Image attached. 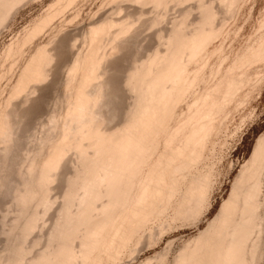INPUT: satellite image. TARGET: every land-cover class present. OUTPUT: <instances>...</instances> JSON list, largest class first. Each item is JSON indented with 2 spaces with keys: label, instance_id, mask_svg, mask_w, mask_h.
I'll list each match as a JSON object with an SVG mask.
<instances>
[{
  "label": "rangeland",
  "instance_id": "1",
  "mask_svg": "<svg viewBox=\"0 0 264 264\" xmlns=\"http://www.w3.org/2000/svg\"><path fill=\"white\" fill-rule=\"evenodd\" d=\"M56 1L57 0L22 1L23 5L20 4L22 2L18 4L19 6L17 5L20 9L16 6V8L13 9L16 14L14 15V11H11V16L8 15L6 19L7 21L5 20L3 23L4 25H0V113L1 115H4L2 113L6 114V112H11L12 114L13 111L18 110L17 114L19 115H17V118L19 117L18 119L14 118L16 123H19L16 126L14 125V131L16 130L18 132L17 134L16 131L14 132L17 138L15 137V134L13 136L11 135V137L9 135H4V133L2 135L5 136V138L9 136L12 140H9L8 144L3 142V140L0 142V183L3 184L5 179L4 177L7 179V182L5 181V184H1L0 186V257H2L6 252V255H4L3 258L6 256L7 259L10 258L9 256H11L12 259V255L14 251H16V245L18 244L17 249L19 250V246L24 242L22 231L20 232L19 238H17L19 234L15 235V237L19 239V241H16L17 244L14 242L15 237L12 235L13 233L9 235L10 233L8 232L9 226L10 228L13 226L10 224L12 223V219L14 220V217L17 219L18 215V209H16V207L18 208V205L15 204L16 201L13 196H15L14 191L16 192L17 190L15 189L17 188V183L21 186V181H23L22 179L25 176H23V173L19 172L20 169L22 170L20 167L24 168L23 165H26V168H28L27 166L31 162V159H33L32 154L34 153L35 155L36 152L34 151H37L39 148H37V146L44 144V135L47 137V132H49L48 136H53V133H55L58 129H53V132L52 130H49V125L51 128L49 121H51L54 111L58 117L59 114L62 113L61 117H59L61 119H59V121H62V116H64L63 112H66L64 109H66V105L69 104L68 98H65V96L70 93H65L72 90L71 96L72 92L75 94L73 89L75 90V85L77 84H72L74 88H71V85L68 86L69 91H66L67 89L64 90V87L67 88L65 79L67 78V72L65 71H67V69L69 70L68 67L72 64L75 52L77 53L78 49V51H80L82 47H85L84 49L88 47L87 44H89L90 40L88 41L86 39L89 38H87L89 35L87 34L86 37L85 35L92 26V22H97V20L100 22L105 19L103 17L110 16L108 18H116L117 21L118 19L119 21L122 19L129 24H133L132 28L135 27L134 31L139 29L137 32H132V34H130H135L132 37L130 35L126 37L128 42L129 39H131L126 48L124 47L125 50L123 49L124 51H120V53H122V55L120 54L121 56L118 58L117 55L119 54L113 56L114 58L110 56L113 59L111 60V58H108L111 60L110 63L107 59V64L109 63L110 66L109 64L108 66L111 68L108 73V79L110 80L109 92L112 96L118 92V94H115L117 95L116 97L118 98V101L117 98H113V101L110 103L111 105H109V107L111 106L110 109L106 108V111H113L110 112L109 115L111 118L115 114L119 115V119H114V121H116L114 125L120 123L119 126L117 125V127H120L123 124L122 120L124 121L125 118L124 113H127L128 111H126V108L127 106H130L131 103H129V105L127 104L132 101V99H129L128 97H132L131 91L129 89L123 90L125 88L123 86L125 84L123 80L126 79L125 76L131 69L130 67L132 63L137 60L138 62H141V60L146 59V56H148L151 51L153 52L156 47L158 48L160 42L156 37V32H159L158 30H164L165 32L163 31V34L167 35L170 25L172 26V22H178L179 19L183 17L182 10H190L188 18L191 21L197 20L200 17L198 11L200 10L198 7V0V4L196 0H182L183 2L177 1V3L173 0L174 2L171 1L169 8H167L168 10L163 7H158L159 10L158 8L154 9V5H152V3H150L151 6H147L149 3L146 5L143 3L142 7H140L141 3L140 6L138 3V5L134 4V6H132L134 3L133 0H77L78 2L76 3L75 1L74 5L70 4L72 5L71 7L67 6L66 12L64 11L65 9L63 10L64 13L60 12V15L58 14L55 20L53 19L51 22L52 24H48L47 28L45 27V30L43 29V31L39 32L40 35H35L36 38H34V36V39H31V41H24V36L30 32L29 29L31 30L33 28V23H35L39 17L41 18L48 11H51L53 9L52 6L55 5ZM218 2L219 0L213 1L216 9L220 11L218 14V23L224 21V24L220 25V28L214 32L208 47L203 50L197 59L189 65L183 78L181 79V82L177 85L176 89H174L170 105L155 128L156 133L159 134V139L156 140V134H154L147 143L149 157L144 164V170L137 180L134 191L132 192L130 198L123 203H120L117 194L114 196L112 202L110 203V216L106 217V219L98 225L100 226V232L97 237L92 239V248L87 251L81 259H78L76 264H80L82 259L87 258H89V260H87L85 264H162V262H160L162 255H167L168 260L166 259L167 261L164 260V262L169 263L170 261V264H175L177 260L176 256H178V253H180L181 250L185 249L187 245L186 242L196 237L200 231L208 226L216 214H218L224 200L228 199L234 181L240 175L244 163L252 157L259 139L264 135V0H243L237 2L238 5L234 4L235 7L230 6V8L228 6L230 9L226 8L227 10H225V5L221 6ZM221 7H224V10ZM144 8H146V10ZM16 9L19 10L16 12ZM140 9H144L143 11L146 13L142 12L145 13L142 15ZM161 13L163 17L158 19L159 16L161 17ZM157 14L158 17L156 16ZM156 17L158 23L153 21ZM35 18L38 19L35 20ZM122 20L121 22H123ZM119 21L117 24L118 26H121V22ZM114 26L115 25H113V29L111 28L110 30L112 33ZM27 27L29 28L26 29ZM116 28L119 27L116 26ZM116 30H114V32ZM109 35H107V37ZM54 36L55 38H53ZM110 37L111 36H109V38ZM54 39H56V41L52 42ZM61 39L63 41H61ZM12 41L17 42L18 45L13 42L14 45H16L14 46ZM86 41L87 43H84ZM107 41L108 40H106V42ZM163 42L164 41L160 44L162 45ZM54 43L55 45H53ZM56 43L58 45L57 47ZM164 44L166 45L165 42ZM75 45L77 47H75ZM11 46L15 49V51L11 48ZM43 46H46L49 50L50 48L51 50L53 49V54L51 53L53 55L52 58L54 56L56 58L55 61L53 58L54 62L51 66L56 69L55 72L52 67L49 66L48 71L51 78L49 77V80H44L47 82L43 81L44 84L41 82V85L36 84V86L35 82H31L28 87L29 91L32 92L31 94L29 91L27 94L28 88L19 92L18 96L13 94L16 90L14 85L16 87L20 74L23 72L22 70L24 65L26 66L28 63L27 61L31 59L34 53H36L37 48ZM162 46L160 48H162ZM7 47L12 49L10 51L12 53L8 51L9 49H7ZM111 48H108V50ZM20 49H23L21 50L22 52H19ZM17 52L19 53L16 54ZM12 54L16 57L13 56V58H11ZM64 74L66 77L63 76ZM232 79H240L243 83L237 87L230 97H228V102L230 103L217 109L216 118L209 125L208 139L204 142L201 136H197L189 145L187 143L188 136L193 132V127L199 118L195 113L198 110H203L204 112L207 110L210 104V96L212 97L218 94L220 100L226 103L224 93L226 92V85ZM30 87L31 90L33 88L36 90L34 91L33 89L31 91ZM119 90L123 91L121 92ZM124 91L127 94H125ZM20 93L25 97H28L29 94L31 96L27 99L21 96ZM11 95L12 97L15 96V99L13 98L14 100L11 99ZM19 95L21 97H19ZM16 97L18 99H16ZM22 97L25 99L21 100L23 99ZM9 99H11V101ZM25 100L27 102H25ZM20 101H22V103ZM19 102L22 104H20L21 106L19 105ZM119 104L122 105L121 111H126L122 115H120L122 112L118 110L121 106L117 108L120 113L117 110H112L113 108L116 109ZM21 109L22 111H19ZM52 113L53 115L50 116ZM106 114L108 113L106 112ZM106 116L110 119L108 115ZM120 116L124 118L120 119ZM10 117L13 119L15 115L13 117L10 115ZM110 120L112 121V119ZM16 127L18 128L16 129ZM52 128H56V126H53ZM58 132L60 133V130L56 131V133ZM58 134H56V136ZM42 137L43 139H41ZM56 138H53V142H55ZM8 139H5V141ZM39 139H41L43 143H39L41 142ZM48 142L50 141H47V143ZM47 143H45V146H42V149L48 148L50 144L48 145ZM10 146L12 147L10 148ZM42 149L41 151H44ZM49 149L51 150V148ZM70 150L71 151H68L72 153L68 154V151L65 152L68 156L66 157L64 154L65 156L63 159L64 162H66V157L68 161L74 162L75 164H71L75 167L74 165H78L76 159L78 157L77 161L79 160V155L78 153L77 155L75 154L77 150L76 152L74 151L75 149L73 150L75 153H73L72 149ZM47 151L48 149H46L45 153L48 154ZM40 153L38 154L40 155ZM30 155H32V158ZM73 155H75L74 158L71 157ZM44 156L45 154L43 152L40 157ZM28 157H30V162L28 161ZM42 162L44 161L41 160V163ZM61 162L63 163V161ZM26 163H28V165ZM62 163L60 165H62ZM66 163L64 164L65 168L66 165L71 166L70 163ZM37 165H40V161L37 162ZM60 165L59 168L63 167L64 169V166ZM73 167H70L69 169L73 170ZM59 168L57 169L61 170ZM24 169L23 171L27 170ZM69 169L68 171L65 170V172L67 171V176L65 174L64 177L60 174L62 178L57 177V180L54 178V180H52V184L50 183L51 189L48 187L50 191L46 190V194H48L47 192L50 193L47 196H52H50L51 198L49 197L51 202H53V199L57 204L62 201L59 206L60 209L66 199L64 198L66 196L63 197L61 194H66L65 190L68 185L65 184H70L68 183L69 180H63L64 178L71 179V177H73L72 175L75 174L74 170L72 172L70 171L72 175L70 174L69 177ZM200 169H207L208 171L213 172L212 181L214 180V184L211 183L210 188L212 189L213 185V191L209 190L211 191V194L210 192L206 194L210 196V200L207 197L209 202L207 200V204H202L207 206H205L206 208H204L202 214L201 211L203 208L199 210L200 212H198V214L200 213L201 215L197 214L198 218L197 216H190L191 218H189L187 215L188 217L184 216L186 218L184 220L183 216V219L180 217V210H183L185 205V182L190 181L194 174H196ZM5 172L6 174H4ZM60 172L61 171L57 172L56 170V173L59 174ZM62 172L64 173V171ZM161 173H166V180H164L163 183H158ZM185 176L186 179L184 180ZM60 181H63V183H61L63 186L65 185L64 187L66 189H63L64 187L62 188V185H58V183L60 184ZM4 185L5 187H3ZM262 197L264 199V196ZM63 198L64 201L62 200ZM169 198H171V200ZM49 205H46L47 208ZM57 206L54 208L57 209ZM42 207H40L41 214L43 213L42 210L45 211L46 208ZM50 207L52 208V206ZM54 208L52 209L55 212L56 210ZM52 209L48 214L45 213L46 211L44 212V214H47L44 218L45 220L43 219L45 223L41 222L42 219H39V221L43 223V226L41 227L37 224V227L40 230L41 228L43 229L41 231L37 230L38 228L36 227V230L35 228L33 230L31 229L30 232L33 233H28L30 239H27L28 236L26 237L27 240L25 239V241L28 242H26V245L29 244L31 246L35 245L33 243L34 240L39 239V236L43 234L45 235L41 236L42 238L40 239H46V241L39 239L41 241L40 244L39 240H37L38 243H36V246H32V249L34 248L33 251L30 250L31 246L28 248V245V247H26L25 243L23 244L25 245L24 247L27 248V250L29 249L28 251L31 252V254H29L28 251L24 252L25 254L28 253L27 255L30 256H28L29 261H31L30 259L32 255H36L39 251L42 252L41 250L38 251L40 248L43 249L42 246L44 244L42 243H48V238L46 236L48 234L50 235V231L47 235L46 233L48 230H51V228L55 225L54 223H56L51 222L56 221L55 218H58L56 212L52 216L54 213ZM164 210H166V212H164ZM57 211L59 212L60 210ZM52 217L55 218L53 219ZM173 218H175V220ZM172 220H174V222ZM50 224L53 226L51 227ZM165 224L166 228L164 227ZM162 225L165 228L163 230L161 228ZM95 227H97V225H95ZM17 232L19 233V229ZM17 232L15 231V233ZM6 233L13 237L14 241L11 240L13 241L12 244L10 243V240L8 241L10 237H8ZM143 236L145 237L144 239ZM43 237H45V239ZM20 241L21 243H19ZM13 243H15V245H13ZM45 245L47 246V244ZM7 247H9V249L12 248L13 250L12 254L10 253L11 250L9 251V256H7V250H9ZM17 254L18 253H16L13 257L19 256ZM22 254L23 253H21V255ZM27 255H25L24 258L27 257ZM37 257L38 256H36V258ZM20 258H23V256L19 257L21 262ZM13 259H17V257ZM25 260L26 258L22 261ZM29 261L27 260L26 263ZM30 263L32 262H29L28 264ZM259 264H264V256Z\"/></svg>",
  "mask_w": 264,
  "mask_h": 264
},
{
  "label": "bare ground",
  "instance_id": "2",
  "mask_svg": "<svg viewBox=\"0 0 264 264\" xmlns=\"http://www.w3.org/2000/svg\"><path fill=\"white\" fill-rule=\"evenodd\" d=\"M22 1L27 2L31 0H27V1L0 0L1 26L4 23V21L7 19L8 15L11 16L10 14L11 11H14L13 9L18 7L19 6L18 4ZM75 1L76 3L78 2L77 0H57L55 5L51 3L53 5L52 6L53 9L51 11H48L47 13L45 12L46 13L45 15L43 16L41 15L42 16L41 18L40 17L39 19L35 18V20L36 19L38 20L35 23L32 22L34 26H32L33 28L31 30L29 29L30 31L28 32L29 34L27 33V35L24 36L25 37L24 41L27 40L31 41V39L36 38L35 35L38 34L40 35L39 32L43 31V29L45 30V27L47 28L48 24L49 25L52 24L51 22L53 21V19L55 20L57 18V15L58 14L60 15V12H63L64 9H65L64 11L66 12L67 6L71 7L72 5L70 4L74 5ZM115 1H121V0H115ZM171 1L174 2L173 0H133L134 3L132 1L131 2L133 3L132 6H134V4L136 5L139 4L140 6V3H141L140 7L143 6L142 5L143 3H145V5L149 3L147 4V6H151L150 3H152V5H154L153 6L154 9H157L158 7L159 8L163 7L167 9L169 8V4H171ZM175 1L177 3V1H182V0H175ZM198 1H199V6L198 5L197 6L200 8V10H198L200 14L199 19L191 21L188 18V15L190 14V10L187 9L182 10L183 17L180 18L179 21L177 20L178 22H174V23L172 22V26L170 25V29H168L167 35L163 34L164 31L163 29H162L163 31L158 30L159 32H156L157 35L155 34L156 37L159 39L158 41L160 43L164 41L167 46L164 44V42L162 43V45L164 44L165 47L164 45L162 46L159 43L158 48L156 47V49L153 50V52L151 51V53H149L148 56H146V59L141 60V62H138V60L137 61L134 60L135 62L133 61L134 62L132 63L133 66L131 65L130 67L131 69L127 72V75L125 76L126 79L123 80L125 83V84L123 83L124 84L123 86L125 87L123 90L129 89L132 93V97L128 96L129 99H132V101L128 102L127 104L129 105V103H131L130 106H127L126 108V111L127 110L128 111L127 113H124L126 111L124 112L123 110L121 111L122 105L120 104L117 107L115 106L116 109L115 108L112 109L115 111L119 106H121V108L118 110H120L122 113H120V111L118 110L117 111L120 113V115L124 113L125 118L120 116L121 117L120 119L124 118V121L122 120L123 124L120 127H117V125L119 126L120 123L114 125V123H116L114 119H119V115L116 114L114 115L112 113L114 116H112L111 114L112 116L111 118L109 115L110 112L113 111L111 110L106 111V108L110 109L111 106L109 107V105H111L110 103L113 101V98L114 99L117 98L116 97L117 95L115 94H118L117 92L114 94V96H112V94L109 92L110 80L108 79V73L109 70L111 69L109 68L110 66L109 63L111 62V60H113L110 56L113 57L117 54H119L117 55V58L121 56L122 53H120V51L122 52L125 50L127 44L130 42L131 39L130 36L132 37L133 35H135L134 33L137 32V30L139 29H136L134 31L135 27L132 28L133 24H129L128 22L122 19H120V21L118 19L119 22H121V20L123 21L120 23L121 26H118L117 19L116 18L114 19L112 17H111L112 19L108 18L110 16L103 17L105 19L101 20L100 22L98 20L97 22L96 21L94 23L92 22V26L88 30V33H86V35L84 34L85 37L87 36V34L89 35L87 36V38L88 37L89 38L86 39L88 41L90 40L89 44H87L88 47L86 49H84L85 47L84 48L82 47L83 49L81 48L80 51H78L79 50L78 49L77 53L75 52V57L72 59L73 60L72 64L70 65V67H68L69 70L67 69V71H65L67 72V78H65L67 88L64 87V90L67 89L66 91H69L68 86L71 85L70 87L74 88L72 84L77 83L76 85L74 84L75 90L73 89L75 94H73L72 92V96H71L72 90H70L68 93L64 92L65 94L70 93L69 94L70 96L69 95L65 96V98H68L69 104L66 105L67 110L64 109V111L66 112L65 113L63 112L64 116H62V121H59L60 119L59 117H61L62 113L59 114V117L55 114V111L53 112L54 115L53 113L50 115L53 116L51 118V121H49L51 124V128L49 125V130L50 131L52 130L53 132V129L56 130L58 128L56 131L60 130V133L58 132L59 133L58 134L55 131V133H53V136L50 135L51 136L50 137L48 136L49 132H47V137L44 135V140H43L44 144L37 146V148L38 147L39 148L38 150L36 149L37 151H34L36 152L35 155L34 153L32 154L33 159H31V162L29 161L30 157H28V161L30 162V163L28 162L29 165L28 163H26L28 165L27 166L28 168H26V165L22 164L24 168H26L27 170L24 169L23 167H20L22 168V170L20 169L21 171L19 170V172L23 173V176L24 175L25 176L22 179L23 181H21L22 182L21 186L20 184L17 183V188L14 187L15 189H17L16 192L14 191L15 196L12 195L13 198L15 197L14 198L16 201L15 204L18 205V208L16 207V209H18V215H17V219H15L16 217H14V220L12 219V223L10 224L13 226H11L12 228H10L9 226L8 232L10 233L9 235L13 233L12 235H14V237L15 235L19 234L17 236V238H19L20 232L22 231L23 232L22 237L24 238V242L19 246V250H18L17 249L18 244L16 243V241H19V239L15 237L14 239L15 241H14L13 237L9 236L8 233H6L8 237H10L8 241L10 240L11 244L14 241L17 244L16 245L17 252L14 251V253L15 254L18 253L17 255L19 256H15L17 257V259H13L15 258L13 257L15 254L13 253L12 248L9 249V247H7L9 249L7 250L8 251L7 256H9L10 253L11 254L13 253L12 259L11 256H9L10 258L8 259L5 256V258L7 259L6 261V259L3 258V256L6 255L5 252L4 255L2 254L3 256L1 255L2 257H0V264H23L24 262L26 263L27 260L29 261L30 256L27 254L28 253L31 254V252L28 251L29 249L27 250V248L24 247L27 242L25 241L26 237L28 236L27 239H30L28 233H33L30 232V230L31 229L33 230L35 227L38 228L37 224L38 226L42 227L43 223H45L44 222L45 216L50 212L52 208H54L58 204H59L57 206L58 208L57 209H55L56 207L54 208L56 210L55 212L56 215H58V218L56 219L55 217H52L53 219L55 218L56 221L52 220L53 222H51V223L54 222L56 223H54L55 224L54 226L50 224L51 227L53 226V228H51V230H48V232L46 233L47 235L50 231V235L48 234L46 236L48 238V243L47 242L42 243L44 244L42 248L45 249L44 250L41 248L38 249V251L41 250L42 252L37 251L38 253L36 255L34 254L35 256L32 255V257L35 258L36 256L38 257L36 259L31 257L30 259L31 261L29 262H32L30 264H76V261L78 259H81L85 255V253L92 248L91 247L92 239L97 237V235L100 232V226L98 225L101 222H103L104 219H106V217L110 216L111 214L110 203L112 202L114 196L117 194L120 203L126 202L130 198L132 192L134 191V188L136 187L137 180L140 177L142 171L144 170V164L149 157V153L147 151V143L151 138V136L154 134H156V140L159 139V134L156 133L155 128L170 105L171 97L174 89H176L177 85L181 82V79L183 78L184 73L186 72L189 65L192 62H194L199 56V54L208 47L214 32L218 28H220V25L224 24V21L218 23V19H219L218 14L220 11L216 9L215 3H213L214 0L211 1L198 0ZM240 1L243 0H219L218 3H220L221 6L225 5V10H227L230 9L232 6H234V4L238 5L237 2ZM23 2L20 4L23 5ZM228 6L231 7L228 8ZM19 9H16V12ZM144 9L146 10V8ZM222 9L224 10V7ZM140 10L142 15L146 13L142 9ZM15 14L16 13L14 11V15ZM156 16L158 17V14ZM157 17L155 20H153L156 23H158ZM162 17L163 16L161 13V17L159 16L158 19ZM113 25H115L114 30L116 29L118 30L119 28L120 29L118 31L116 30L115 32L113 30L112 33L110 30L113 27ZM116 26L119 28H116ZM28 28L29 27H27L26 29ZM132 32H134L133 35H130L132 34ZM107 35L111 37L109 38V36L107 37ZM128 35H130L129 36L130 39L128 38L129 42L126 39ZM53 38H55V36ZM105 38L106 40H108L107 42ZM62 39L61 41H63ZM18 41H19V37H18ZM55 41L56 39H54L52 42ZM13 42L15 41H12V43ZM15 43L16 45H18L17 42ZM84 43H87V41ZM53 45H55V43ZM76 45L75 47H77ZM12 46L11 48H13ZM57 46L58 45L56 43V47ZM161 46L162 48L164 47L165 49L163 48L162 50V48H160ZM108 48H111L109 49L110 51L108 50ZM7 49L9 48L7 47ZM11 50L12 49H9L8 51L10 52ZM21 50L23 49H20L19 52H22ZM52 50L51 48L49 50L48 48H46V46L37 48L36 53H34L31 59L27 61L28 63L26 64V66L24 65V68L22 70L23 72L20 74V77L18 79L19 81H17L18 83L16 87L14 85V88L16 89L15 90L16 93L14 91L13 94L18 96L19 92L27 89L30 86L31 82H35V86H36V84H40L45 79L49 80L51 78L49 76L50 73L48 71L49 70L48 68L53 64L56 58L54 56L53 57L54 61H53ZM19 52H17L16 54H18ZM13 56L16 57L15 55L12 54L11 58H13ZM108 58L109 59L111 58V60H109ZM107 59L109 60L108 63L109 66L107 64ZM52 69L55 72L56 69H54L53 67ZM65 74L63 75L64 77H66ZM242 83L243 82L240 79H232L226 85V92L224 93V97L226 98L225 101L226 103L220 100L218 94L216 96L215 95L212 97L210 96L209 97L210 104L207 110L205 112L203 110H198L195 113L197 114L196 116H198L199 118L193 127L194 129L193 132L188 136L187 143L189 145L193 141V139H195L197 136H201L202 140L206 142V140L209 137V131H208L209 125L215 120L217 109L223 105H227L230 103L228 102L229 101L228 97H230L232 93L237 89V87ZM35 90L36 89H34V91ZM28 91L29 88L27 90V94ZM31 93L32 92H30V94ZM30 94L29 96H31ZM125 94L127 93L125 92ZM20 95L19 97L23 96ZM10 97L12 100L15 99V96L12 97L11 95ZM28 97L25 98L28 99ZM25 98L21 100H24ZM11 99L9 100L11 101ZM16 99L18 98L16 97ZM26 100L25 102H27ZM20 102L22 103V101ZM20 102L19 105L21 104ZM19 111H22V109ZM106 112L108 114H106ZM17 113L18 110L13 111L12 114L11 112H6V114L2 113L4 115H1L0 113L1 115L0 138H2L0 139V142L3 140V142L8 144V141L12 140V138H10L9 136L11 135L13 136L15 134L14 132L16 130L14 131V128L16 125L19 124V123L17 124L16 120H14V118L15 119L19 118V117L17 118L18 115ZM10 115H12V117L15 115V117H13L12 119ZM106 115H108L109 118L112 119V121L114 122L108 119ZM53 126L54 127L56 126V128H52ZM17 128L18 127H16V129ZM17 133L18 132L16 131V134ZM2 134L9 136L5 138V136H3ZM56 134H58L59 136L57 135L58 136L57 137ZM2 136L4 137V139ZM52 137L53 138L57 137L55 142H53L54 140ZM5 139H8L6 140L7 142L5 141ZM41 139H43V137ZM41 139H39L41 141L39 143H43ZM47 141L50 142L47 143ZM45 143H47L48 145L53 144L51 145V147L49 145L48 148H46L48 149L47 151L48 154L45 153L46 149H42V146L46 145ZM11 147L12 146H10V148ZM49 148H51V150ZM41 149L44 151H41ZM70 149H72V151L75 149L74 150L75 152L77 150L76 153L74 151L73 153H75L76 155L78 153L79 155V160L77 161L78 157L76 159L78 165H74L75 167H73L71 164L74 162H70L66 158L68 155H66L65 152H67L68 150L71 151ZM69 151L68 154L70 153ZM40 152L42 153L44 152L45 158L40 157V155L42 154ZM38 153H40V155ZM64 154L66 155L65 159L67 161L66 160L65 161L67 163L64 162L63 159V157L65 156ZM32 155H30L31 158ZM74 156L75 155L71 157L74 158ZM41 160L44 162L41 163ZM39 161H40V165H37V162ZM61 161H63V163ZM61 163L63 166L65 163L66 164L70 163L71 166L66 165V168L69 166L67 169L65 168V166L64 169L63 167L59 168V165ZM70 167L71 168L73 167L75 173L74 175H72L71 172L73 170H70L69 169ZM57 168L61 170H58ZM23 169L26 171H23ZM68 169L69 172L71 171L70 173L68 172L69 177L70 174L73 177H71V179L64 178L63 181L65 180L70 181V182L68 181V183L70 184H65L68 185L66 187L67 189L64 187L65 185L64 186L62 185L63 181H60V184L57 182L58 185H62L61 186L62 188L64 187L63 189H66L65 190L66 194H61L63 195V197L66 196L64 197L66 199L65 201L64 198L62 199L64 201V204L63 203H62L63 205L61 204L62 207L60 209L59 206L62 201L57 204L52 198L53 202H51L50 198L52 196L50 195L51 197L49 196L50 197L49 198L47 195L50 193L47 192L48 194H46V190L50 191L51 189L50 183L52 184V180H54V178L55 180H57L56 179L57 177L60 178L65 174L67 176L66 172L68 171ZM56 170L57 172L59 171L61 172L58 174L56 173ZM65 170L67 171L65 172ZM62 171H64V173ZM6 172L4 174H6ZM212 177H213V172H210L207 169H200L196 174H194L193 178L190 181L185 182L186 184L185 205H184V209L182 207L183 210H180L181 218L182 216L183 217L189 216V218H191L190 216H194V217L197 216L198 218V215L200 214V213L198 214V212H200L199 210L203 208L201 211L202 214L204 208L207 207L206 205L205 207L202 204H205L208 198L210 197L209 195L206 194L208 192H210L211 194V191L209 190L213 191V185H212V189H210L211 183L214 184L213 182L214 180L212 181ZM4 178H5L4 179L5 182L7 179L6 177ZM185 179L186 176L184 177V180ZM158 180H159L158 183L161 182L163 183L164 180H166V173H161ZM4 182L3 184H5ZM263 183H264V135L259 139L252 157H250V159L244 163L240 175L234 181L228 199L224 200L218 214H216V216L208 224V226L202 231H200L198 235H196V237L186 242L187 245L185 249L181 250V252L178 253V256H176L177 260L175 264H259L264 256V199L262 197L264 196ZM1 184L2 183H0V186ZM3 187H5V185ZM48 187H50V189ZM61 192L64 193L63 191ZM14 199H13V203H14ZM169 199L171 200V198ZM46 205H49L48 208ZM42 206L44 208L46 207L47 209L45 208L46 212L41 209L43 212L41 214L40 207ZM50 206H52V208ZM57 210L60 211L58 212ZM44 212L47 214H44ZM55 212L52 214V216L55 214ZM164 212H166V210H164ZM185 217L184 220L186 219ZM39 219L40 220L42 219L41 222L43 223H41ZM173 219L175 220V218ZM174 220L172 221L174 222ZM38 221L41 223V225ZM95 225H97V227H95ZM164 227L166 228V224ZM164 227L162 225L161 227L162 230L165 229ZM18 229H19V233L17 232ZM42 229L43 228H41V230ZM14 230L17 233H15ZM37 230L40 229L38 228ZM38 235H39V231H38ZM41 236L39 237L42 238ZM43 238L45 239V237ZM144 238L145 237L143 236V239ZM37 240H34L33 243L35 245H32L33 247H35L36 243H38ZM40 240H39V244L41 242ZM43 241H46V239ZM15 243H13V245H15ZM19 243H21V241ZM24 243L25 245H23ZM45 244H47V246ZM27 245L26 247L30 248L31 245L29 244ZM32 246L30 248L31 251L34 250V248L32 249ZM25 251L26 252L28 251V253L25 254L24 253ZM21 253L23 254L21 255ZM24 254L27 255V257H25L26 258L25 261H22L25 259ZM20 256H23V258H20L21 262L19 260ZM160 259H161L160 262H162V264L166 263L164 262V260L167 259V255L166 256L162 255ZM87 260H89V258L82 259L80 261V264H85ZM166 264H170V261L169 263Z\"/></svg>",
  "mask_w": 264,
  "mask_h": 264
},
{
  "label": "crops",
  "instance_id": "3",
  "mask_svg": "<svg viewBox=\"0 0 264 264\" xmlns=\"http://www.w3.org/2000/svg\"><path fill=\"white\" fill-rule=\"evenodd\" d=\"M248 104V103H247Z\"/></svg>",
  "mask_w": 264,
  "mask_h": 264
}]
</instances>
